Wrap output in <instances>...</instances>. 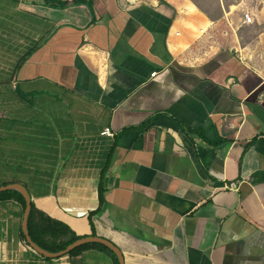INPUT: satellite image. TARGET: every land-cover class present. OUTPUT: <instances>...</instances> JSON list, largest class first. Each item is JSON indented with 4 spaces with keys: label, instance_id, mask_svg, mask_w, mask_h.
Masks as SVG:
<instances>
[{
    "label": "crops",
    "instance_id": "0c3cea01",
    "mask_svg": "<svg viewBox=\"0 0 264 264\" xmlns=\"http://www.w3.org/2000/svg\"><path fill=\"white\" fill-rule=\"evenodd\" d=\"M210 2L0 0V187L125 264H264V30ZM24 215L0 200V264H120L37 253Z\"/></svg>",
    "mask_w": 264,
    "mask_h": 264
},
{
    "label": "trees",
    "instance_id": "16d2710c",
    "mask_svg": "<svg viewBox=\"0 0 264 264\" xmlns=\"http://www.w3.org/2000/svg\"><path fill=\"white\" fill-rule=\"evenodd\" d=\"M103 191L104 188L101 187V202L104 201ZM0 200H16L23 206L24 210H26V198L18 191L11 190L2 192L0 193ZM92 218L93 214L90 216V220L93 224ZM28 232L33 242L49 253H59L64 251L71 244L77 242L80 239L88 237L78 236L66 224L54 220L42 211L38 210L33 202L32 211L28 222ZM91 237H97L95 231ZM22 238L27 243L25 234L22 235ZM91 247H101L103 249L109 250L107 247L100 244H87L66 256H77L79 253Z\"/></svg>",
    "mask_w": 264,
    "mask_h": 264
},
{
    "label": "rangeland",
    "instance_id": "374dc122",
    "mask_svg": "<svg viewBox=\"0 0 264 264\" xmlns=\"http://www.w3.org/2000/svg\"><path fill=\"white\" fill-rule=\"evenodd\" d=\"M216 4L214 0H211L209 5L215 10L219 9L217 14L223 13V16L227 18L219 21V31L226 29L238 28L243 43L253 42L260 31L264 30V0H218ZM218 5H221L218 8ZM247 11H250L254 15L255 21L252 24H245L244 15Z\"/></svg>",
    "mask_w": 264,
    "mask_h": 264
},
{
    "label": "water",
    "instance_id": "95a60500",
    "mask_svg": "<svg viewBox=\"0 0 264 264\" xmlns=\"http://www.w3.org/2000/svg\"><path fill=\"white\" fill-rule=\"evenodd\" d=\"M9 190H18L26 198V210H25L24 221H23V231H24V234L26 236L27 243L37 253H39L45 257H48V258L58 259V258H61V257H64V256L70 254L71 252L75 251L76 249H78L82 246H85L87 244H100V245H103V246L113 250L117 254L120 264H125V260L123 258L122 253L119 251V249H117V247H115V245L113 243H111L110 241L103 239V238H100V237H87V238L80 239L77 242L71 244L69 247H67V249H65L64 251H61L59 253H49V252L43 250L42 248H40L37 244H35L33 242L32 238L30 237L29 232H28V222H29V218L31 215V211H32V198H31V195H30L28 189L25 186L20 185V184H12V185H8V186L0 187V193L5 192V191H9Z\"/></svg>",
    "mask_w": 264,
    "mask_h": 264
},
{
    "label": "built area",
    "instance_id": "2783aa9c",
    "mask_svg": "<svg viewBox=\"0 0 264 264\" xmlns=\"http://www.w3.org/2000/svg\"><path fill=\"white\" fill-rule=\"evenodd\" d=\"M244 21L247 24H252L255 21L253 13L247 11L244 15ZM102 134L104 136L114 137V133L110 128L105 129V131Z\"/></svg>",
    "mask_w": 264,
    "mask_h": 264
}]
</instances>
